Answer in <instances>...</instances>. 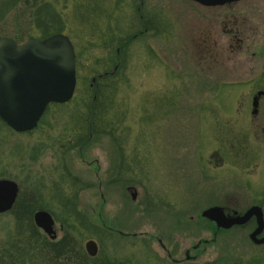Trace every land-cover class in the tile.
<instances>
[{
    "label": "rangeland",
    "instance_id": "rangeland-1",
    "mask_svg": "<svg viewBox=\"0 0 264 264\" xmlns=\"http://www.w3.org/2000/svg\"><path fill=\"white\" fill-rule=\"evenodd\" d=\"M136 7L147 23L157 19L155 39L148 34L130 41ZM232 8L250 29L243 31L240 52L223 24L209 25L220 9L186 0H0V37L22 44L60 32L75 55L72 99L50 106L28 133H13L0 122V179L17 186L13 206L0 214V264H77L89 240L97 246L96 257L112 264H264V247L248 240L250 225L210 241L211 224L199 217L212 206L240 214L256 205L264 220V133L247 113L249 68L253 75L264 64V0H242ZM48 19L52 26L45 25ZM123 34L124 75L96 79L110 69L106 62L115 59L111 54ZM205 35L221 48L216 64L200 70L198 44ZM88 115L94 117L92 128ZM120 167L126 185L108 191L103 184L118 183ZM137 177L138 184L131 183ZM128 185L136 188L133 202ZM60 195L71 198L72 210L59 202ZM27 202L31 215L49 212L56 242L69 237L75 255L51 260L36 242L46 237L38 229L31 232L26 208L18 210ZM134 205H140L141 216L125 217ZM17 212L24 217L17 219ZM80 214L89 227L80 226ZM105 220L136 232V238L93 231ZM185 253L195 258L185 262Z\"/></svg>",
    "mask_w": 264,
    "mask_h": 264
},
{
    "label": "water",
    "instance_id": "water-1",
    "mask_svg": "<svg viewBox=\"0 0 264 264\" xmlns=\"http://www.w3.org/2000/svg\"><path fill=\"white\" fill-rule=\"evenodd\" d=\"M204 7L222 6L239 0H188ZM75 87L74 52L69 39L54 34L42 40H26L16 44L8 37H0V121L16 133L33 129L48 104L68 102ZM256 103L253 100V105ZM17 196L14 182L0 179V214L10 210ZM200 217L213 223L217 229L241 227L253 218L255 228L248 240L264 247L263 213L253 205L244 212L227 213L222 207L212 206L200 212ZM33 224L51 240L54 239L50 215L37 211ZM84 252L90 258L97 254L92 241L84 243Z\"/></svg>",
    "mask_w": 264,
    "mask_h": 264
},
{
    "label": "flooded vegetation",
    "instance_id": "flooded-vegetation-1",
    "mask_svg": "<svg viewBox=\"0 0 264 264\" xmlns=\"http://www.w3.org/2000/svg\"><path fill=\"white\" fill-rule=\"evenodd\" d=\"M187 2L189 3H192L193 5L197 6V7H201V8H215V9H220V11H216L215 10V14H213V17L212 19H208V22H209V25L210 26H217V25H220V24H223L224 28H226V30L224 31V34H230L229 37L230 38V41L234 42L236 44V50L235 52H240L242 50V47H243V31H249L250 29L249 28H246L244 25H245V22L243 21H239L237 20L235 14L233 13L236 9L235 8H232L233 5H236L237 3H239L240 1L242 0H239L237 2H233V3H227V4H224L222 6H216V7H204V6H201L199 4H196L194 2H191V1H188L186 0ZM139 5L141 6V2H139ZM222 8H225V12H222ZM245 9V8H244ZM246 10V9H245ZM251 11H255L254 9H250L249 10V13H251ZM189 12V11H187ZM135 26L137 27L136 30L130 35V41L133 42L134 40L136 39H141V38H144V37H147L148 34H149V37L155 39V37L157 36V19H155L154 17L153 18H150L149 19V23H147L146 19L147 18H144L143 14L141 13V10L140 8L136 7L135 9ZM200 24H203V23H200ZM204 26V25H203ZM212 31L208 30L207 31V34L208 36H210ZM124 35V38H123V41H119L118 43V46L116 47V49L114 50V53L111 54V56L115 59L113 60H109L106 62V64L109 62L111 64V67L109 70H104L102 71L100 74H97L96 75V79H99V80H110V78L112 77H115V75L118 76V79L122 77L123 72H124V53L126 52L125 51V46L127 45V41L125 40L127 37L125 34ZM201 38H203L202 36H199ZM207 35H205V37L203 38V42L202 43H199L198 45L200 46V50L198 51V56H199V60L197 62V65L198 67L200 68V70L202 69H207V68H210V65H214L216 64V57L218 55V49L221 48V45H219L216 41V38H212V39H206ZM142 41H146V39L142 40ZM230 49H231V46L229 45L228 46ZM73 49V47H72ZM151 50H152V47H151ZM74 52V50H73ZM231 52H233V50H231ZM75 56V55H74ZM155 56V55H154ZM209 60V65L206 64V62H208ZM211 60H213V62L211 63ZM216 60V61H215ZM74 68H75V63H74ZM202 68V69H201ZM252 67L249 68L250 70V77L247 78V82L250 84L249 87H250V90H251V93H250V102H249V107H248V116L250 118V121L256 125L257 127H260L262 128V133H264V64L262 65V68H260L261 70L258 71L257 73L253 74L252 75ZM195 75H198L199 76V73H194ZM95 78L92 79L91 81V84H93L96 80ZM90 84V85H91ZM90 88H92L90 86ZM97 88V87H95ZM75 89V87H74ZM74 92V90H73ZM73 96V94H72ZM72 99V97H71ZM253 100L256 101V103L253 105ZM65 103L63 104H48L41 116V118L43 117V115H45V112L47 111V109L50 107V106H53V107H62ZM50 105V106H49ZM105 107V106H103ZM89 116V115H88ZM41 118L39 119V121L37 122L36 126L29 130V131H25V132H21V133H28L32 130H34L37 125H39V122L41 121ZM88 122V128L91 127V124L93 123V121H87ZM6 127V126H5ZM92 128V127H91ZM9 129V128H8ZM11 130V129H9ZM12 131V130H11ZM13 133H16L14 131H12ZM108 132V131H107ZM21 133H16V134H21ZM82 137H81V140H80V137L78 138L77 142L81 143L82 142ZM263 140H264V135H263ZM81 148L79 150V153H77L78 155H82V152H81ZM122 159V158H121ZM89 164V163H88ZM123 170L122 168L120 167L119 170L117 171L118 174H116V177H115V182H118V183H111V181L109 180V182L105 181V183L103 184L106 189H108V191H110L111 188L114 187V189H118L119 187H121L122 185H126V180L125 182L121 183V179H119V174H122ZM69 174L71 175V173L69 172ZM67 174V175H69ZM115 175V174H114ZM138 174H136L137 176ZM118 176V177H117ZM121 176V175H120ZM140 179L139 177L137 178H133L131 181V183H134L136 182V184H138L139 180ZM129 184V183H128ZM134 186V185H133ZM113 189V190H114ZM116 191V190H114ZM125 192L129 195V199L131 202L135 201L136 199V196H137V193H136V188L135 187H132L131 185H128V187L125 188ZM60 198L59 199L61 203H63V205H68V208H71V210L74 208V202L71 200V198H63L61 195H60ZM124 205H126L125 201L123 202ZM14 204V203H13ZM105 204V202H104ZM13 206V205H12ZM134 212L133 214H130L127 215L126 212H123V215L125 217H129V219H131V216L132 215H137L139 213V216H141V211L139 210V206L140 205H134ZM41 207H44V206H41ZM64 207H67V206H64ZM150 206H147V203L145 201V206H144V211L143 213L146 214L147 213V210L149 209ZM37 211H43V212H46L45 210L43 209H39ZM35 211V212H37ZM33 212L32 215H31V221H32V216L33 214L35 213ZM234 212V211H232ZM6 213V212H5ZM23 213V212H22ZM49 214V212H46ZM4 214V213H3ZM50 215V214H49ZM80 217H76L79 219V223L80 222H87L85 221L83 218H85L84 216L85 215H82L80 214L79 215ZM51 217V215H50ZM200 217V216H199ZM52 221H53V226H52V230L54 232V239L51 240L48 236H46L40 229H38L39 231H41V233L46 237V239L49 241V242H52V243H56V230H55V227H54V220L53 218L51 217ZM204 221L212 224L214 226L213 223L203 219ZM33 223V221H32ZM111 224V226H109L108 224ZM249 225H250V232H252L255 228V224H254V220L253 218H251L249 221H248ZM115 225H113L110 221L108 222V220L106 221H102L100 224H95L97 227H94L96 230H100L101 232H103V234H106L108 236V234H114L120 238H136V232H129L127 231L126 229L125 230H120L118 229L117 227V224L116 222H114ZM178 224V223H177ZM34 225V224H33ZM181 225V224H180ZM174 226V225H173ZM185 225H182L181 229H185ZM214 228L216 230H219L217 229L215 226ZM102 229V230H101ZM264 231V229H263ZM262 231V233H263ZM249 232V233H250ZM262 233L260 235V237H264L262 236ZM159 236L161 237H168L170 236V233L168 234H161L159 232ZM217 235L216 234H212V239L211 240H214L215 237ZM157 243L159 244V246L161 247V249L164 251L166 250L165 247H163L162 244H160L159 240L156 239ZM209 241V242H210ZM208 242V243H209ZM84 246V245H83ZM84 249V248H83ZM169 254V253H168ZM96 257V256H95ZM195 256H188V253H185V256H184V261L187 262L189 261L190 259H194ZM109 264V263H108Z\"/></svg>",
    "mask_w": 264,
    "mask_h": 264
},
{
    "label": "trees",
    "instance_id": "trees-1",
    "mask_svg": "<svg viewBox=\"0 0 264 264\" xmlns=\"http://www.w3.org/2000/svg\"><path fill=\"white\" fill-rule=\"evenodd\" d=\"M37 22V21H36ZM38 23V22H37ZM44 23H46L45 25H47V23L50 25V26H52V23L54 24V21L52 20V19H48V20H46ZM38 24H40V23H38ZM41 24H43V22H41ZM56 33H60V32H56ZM56 33H50V34H47V35H45V36H43L41 39H44V38H47V37H49V36H51V35H53V34H56ZM40 40V39H39ZM90 103H94V102H92V101H90ZM88 118V121H92V119H94V117L93 116H88L87 117ZM1 122V121H0ZM4 125V124H3ZM19 201L20 200H18V203H19ZM30 202H27V203H25V204H23V205H21V206H19V208H18V210H19V212L20 211H22L23 210V208H26L27 210H28V212L26 213V216H27V220L28 221H30V218H31V204H29ZM258 204H260V203H258ZM63 206H65V205H63ZM224 208V207H223ZM71 208H69V210H70ZM224 210H225V208H224ZM18 213V212H17ZM16 216H18V218L17 219H19V216H20V218L23 216L24 217V214L21 212V214L19 215V213L18 214H16ZM30 223V222H29ZM84 224H85V222L83 221V222H80V226L81 227H85L84 226ZM86 225V224H85ZM208 225V224H207ZM246 225H249V223H247ZM245 225V226H246ZM68 227H70V228H72L71 226H69V225H67ZM209 227H208V230H210V232L214 235V234H216V235H219L220 233H223V232H227V230H216L215 228H214V226L211 224V225H208ZM31 227V228H30ZM86 227H89V226H87L86 225ZM242 227V226H241ZM94 228V227H93ZM234 227H232V229H233ZM236 228H238V227H236ZM29 229L31 230V232L32 233H34V234H36V233H38L37 231H36V227L35 226H32L31 224H30V226H29ZM95 229V228H94ZM102 230V229H101ZM231 230V229H230ZM93 231H95L96 233H100V234H102V236H104V234H103V232H101L99 229L98 230H93ZM229 231V230H228ZM31 233V234H32ZM31 237H33V234L31 235ZM71 240H70V238L69 237H67V236H65V237H63L61 240H59L58 242H56V243H52V242H49V241H47L45 238H43V239H37V241L36 242H40V244H38V245H41V247H43L44 249L43 250H46L47 252H48V254L51 256V260H53V259H57V258H59V257H62V256H65V257H68V256H66L67 254H71V253H74V255H75V252H73V250H74V247H73V245H72V243H69ZM16 251H21V249H16ZM23 253H25L24 251H22ZM26 254V253H25ZM24 254V255H25ZM8 257H11L10 255L8 256ZM112 264L113 262L112 261H110V260H104V261H102L99 257H93V258H90V257H88L86 254H81V256H79L78 257V260H77V264ZM243 264H256V262L255 263H253V261L251 260V261H246L245 263H243Z\"/></svg>",
    "mask_w": 264,
    "mask_h": 264
},
{
    "label": "bare ground",
    "instance_id": "bare-ground-1",
    "mask_svg": "<svg viewBox=\"0 0 264 264\" xmlns=\"http://www.w3.org/2000/svg\"><path fill=\"white\" fill-rule=\"evenodd\" d=\"M49 106H50V105H49ZM45 113H46V112H45ZM42 118H43V117H42ZM42 118H41V119H42Z\"/></svg>",
    "mask_w": 264,
    "mask_h": 264
}]
</instances>
